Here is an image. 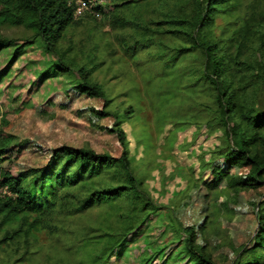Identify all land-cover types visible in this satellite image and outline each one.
I'll return each mask as SVG.
<instances>
[{
  "label": "trees",
  "instance_id": "16d2710c",
  "mask_svg": "<svg viewBox=\"0 0 264 264\" xmlns=\"http://www.w3.org/2000/svg\"><path fill=\"white\" fill-rule=\"evenodd\" d=\"M108 6L112 13L107 24L129 29L131 35L120 36L118 49L108 51L100 48L101 37L89 34L92 46L86 51L75 49L68 33L85 19L102 17L84 13L75 18L73 0H0V49L16 42L2 29L22 27L55 55L54 73L73 71L77 76L58 100L47 99L34 113L50 118L57 110H72L115 144L114 153L52 144L43 130L12 133L0 119V250L21 247L20 256L9 264L28 261L38 250L37 233L57 231L63 219L99 206L107 217L84 229L71 259L101 264L121 251L127 235L157 209L142 188L143 180L134 175L121 127L133 108H112V98L92 77L109 55L119 51L134 58L157 46V59L201 54L196 81H203L213 96L212 118L223 135L201 165L207 174L189 179L172 203L184 247L195 264H215L201 237L208 224L210 191L224 183L231 190L226 204L238 213L228 264H264V97H259L260 89L264 93V0H105L97 7L102 16ZM217 18L224 21L218 33ZM167 35L181 42L169 46L163 40ZM65 40L68 45L62 49ZM20 49L16 47L13 59ZM85 100L90 104H83ZM102 120L107 122L100 124ZM26 154L41 159L31 163Z\"/></svg>",
  "mask_w": 264,
  "mask_h": 264
},
{
  "label": "rangeland",
  "instance_id": "374dc122",
  "mask_svg": "<svg viewBox=\"0 0 264 264\" xmlns=\"http://www.w3.org/2000/svg\"><path fill=\"white\" fill-rule=\"evenodd\" d=\"M109 7L101 19H85L84 24L70 30L67 39L75 49L88 51L92 46L88 35L92 34L101 37V49L117 50L118 38L131 35L129 29H112L107 24L112 13ZM223 22L222 18L216 19V33ZM2 34L16 39L13 45L0 49V119H5L4 130L17 134L43 130L52 144L66 143L114 153L113 140L74 111L57 110L50 118L34 113V107L47 99L58 100L67 87L77 82V76L73 71L54 73L55 55L22 27L5 26ZM163 40L169 46L181 42L170 35ZM60 45L63 49L68 42ZM18 46L21 49L13 59ZM156 52L157 46H153L129 58L118 51L107 56L104 66L92 76L112 98V108L121 111L129 105L133 108L121 127L128 140L134 175L143 180V190L157 207L127 235L121 251L101 264H195L184 247L171 206L189 179L207 174L200 171L201 165L210 159L223 135L212 118L214 98L203 81H196L203 63L201 54L165 60V57L157 59ZM259 97H264L262 89ZM82 103L90 104L86 100ZM105 122L102 120L100 124ZM24 157H30L31 163L41 159L36 154ZM230 191L222 183L210 191L208 198V224L201 241L215 264H228V250L234 242L233 224L238 213L226 204ZM128 202L129 199L124 209L128 208ZM104 212L103 207L97 206L63 219L57 231H40L37 252L30 260L16 264H78L71 258L78 253L81 233L89 225L96 227L98 220L103 221L107 217ZM22 251L14 245L0 250V264H9Z\"/></svg>",
  "mask_w": 264,
  "mask_h": 264
},
{
  "label": "built area",
  "instance_id": "2783aa9c",
  "mask_svg": "<svg viewBox=\"0 0 264 264\" xmlns=\"http://www.w3.org/2000/svg\"><path fill=\"white\" fill-rule=\"evenodd\" d=\"M74 2V11L73 16L75 18L83 15L84 13H91L97 18L102 17V12L97 7L103 6L105 0H73ZM103 11H106V8H103Z\"/></svg>",
  "mask_w": 264,
  "mask_h": 264
}]
</instances>
